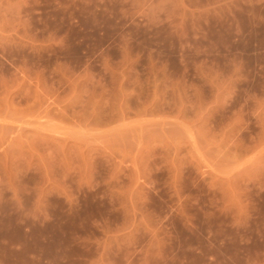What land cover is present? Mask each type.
I'll list each match as a JSON object with an SVG mask.
<instances>
[{
    "label": "rangeland",
    "instance_id": "1",
    "mask_svg": "<svg viewBox=\"0 0 264 264\" xmlns=\"http://www.w3.org/2000/svg\"><path fill=\"white\" fill-rule=\"evenodd\" d=\"M0 264H264V0H0Z\"/></svg>",
    "mask_w": 264,
    "mask_h": 264
}]
</instances>
